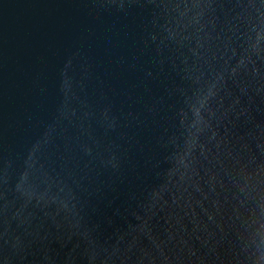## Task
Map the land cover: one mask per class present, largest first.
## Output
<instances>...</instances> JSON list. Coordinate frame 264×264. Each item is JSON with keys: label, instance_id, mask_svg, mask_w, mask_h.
<instances>
[{"label": "water", "instance_id": "water-1", "mask_svg": "<svg viewBox=\"0 0 264 264\" xmlns=\"http://www.w3.org/2000/svg\"><path fill=\"white\" fill-rule=\"evenodd\" d=\"M0 264H264V0H0Z\"/></svg>", "mask_w": 264, "mask_h": 264}]
</instances>
